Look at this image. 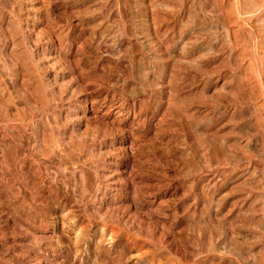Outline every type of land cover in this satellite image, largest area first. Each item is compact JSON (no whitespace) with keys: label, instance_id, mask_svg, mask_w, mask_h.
I'll return each mask as SVG.
<instances>
[{"label":"rangeland","instance_id":"obj_1","mask_svg":"<svg viewBox=\"0 0 264 264\" xmlns=\"http://www.w3.org/2000/svg\"><path fill=\"white\" fill-rule=\"evenodd\" d=\"M0 264H264V0H0Z\"/></svg>","mask_w":264,"mask_h":264}]
</instances>
